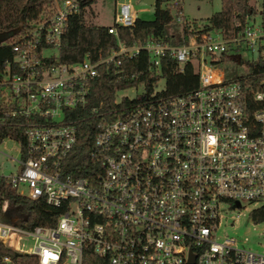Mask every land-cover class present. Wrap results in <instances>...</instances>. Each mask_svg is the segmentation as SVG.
I'll list each match as a JSON object with an SVG mask.
<instances>
[{
	"label": "built area",
	"instance_id": "obj_1",
	"mask_svg": "<svg viewBox=\"0 0 264 264\" xmlns=\"http://www.w3.org/2000/svg\"><path fill=\"white\" fill-rule=\"evenodd\" d=\"M53 5L51 17L0 41L11 53L0 62V243L38 264H82L85 248L106 264H264L263 254L216 237L227 218L222 207L238 210L229 217L236 221L248 206H264V106L248 115L244 76L226 71L236 49L239 62L243 52L252 56L247 61L264 60V20L247 18L227 39L220 30L190 35L183 28L168 41L118 43L97 61L86 55L68 64L59 49L79 0ZM181 5L169 0L163 8L180 22ZM137 18L131 1L119 2L108 32L117 36V27L131 28ZM141 51L157 79L150 91L138 74L119 76L116 108L90 106L96 78L122 74L121 60ZM167 57L179 71L193 66L196 89L157 91ZM86 119L96 134L90 160L78 163L77 126ZM10 191L58 209L55 223L16 225L23 218L9 212Z\"/></svg>",
	"mask_w": 264,
	"mask_h": 264
},
{
	"label": "trees",
	"instance_id": "obj_2",
	"mask_svg": "<svg viewBox=\"0 0 264 264\" xmlns=\"http://www.w3.org/2000/svg\"><path fill=\"white\" fill-rule=\"evenodd\" d=\"M169 0H154V12L151 20L137 18L133 27H117V36L108 31L112 26H97L88 23L86 20L87 10L93 3L86 0H79L80 10L77 14L70 16L68 26L62 36L59 49V58L62 63H76L88 55L92 61L106 57L111 50L118 48V43L131 47L134 44H145L147 40L168 41L165 36L166 27L172 22L171 14L163 8V4ZM201 1V0H198ZM221 9L212 14L207 23L202 27L195 23H185L184 29L191 28L190 35L200 34L213 30H220L224 38L236 36L247 24V18L256 14V10L250 4V0H220ZM54 12L53 0H0V41L8 40L16 31H25L33 25L43 22L52 16ZM264 16V0H261L260 14ZM238 24L239 27H235ZM227 63L234 65H245L249 74L240 78L244 91L241 96L245 112L252 115L255 111L264 106L262 101L255 100V94L264 95V60L258 57L256 60H243L242 56L238 63L239 50ZM7 47H0V62L10 56ZM162 76L165 80L163 94L175 96L188 93L198 86V78L190 64L179 71L175 62L171 59L162 60ZM118 70L122 74L115 75L113 72L102 74L96 78L91 86L90 106L98 108L99 112H105L116 108L114 95L115 87L124 83L119 76L138 74V83H145L148 90L151 84L157 79L151 78L148 72L147 52L141 51L133 59H122ZM234 78V77H233ZM235 78H238L236 75ZM126 103V101H124ZM95 121L83 120L78 123L77 144L73 160L85 163L90 160V153L93 148V139L96 134ZM74 175L85 176L84 172ZM9 212L21 215L23 219L16 222V225L24 229H31L34 226H51L59 215L58 209H49L42 200L29 201L19 197L14 191L8 194ZM250 219L255 223H264V206L255 209L249 214ZM8 258L9 262H5ZM0 264H38L33 256L16 253L0 243ZM82 264H106V260L97 257L90 248L83 250Z\"/></svg>",
	"mask_w": 264,
	"mask_h": 264
},
{
	"label": "rangeland",
	"instance_id": "obj_3",
	"mask_svg": "<svg viewBox=\"0 0 264 264\" xmlns=\"http://www.w3.org/2000/svg\"><path fill=\"white\" fill-rule=\"evenodd\" d=\"M131 1L137 17L143 20H151L153 18L154 6H148L142 0H101L93 3L89 10H87L86 20L88 23L97 26H109L113 24V13L115 9V2ZM181 14L180 22L172 20V22L165 29V36L170 37L172 34L180 35L181 29L184 28L185 23L189 25L195 23L202 27L207 23L208 18L219 12L221 9L220 0H181ZM54 4V0H53ZM250 4L256 10V14L250 17L249 22L252 25H259L261 23L260 4L261 0H250ZM179 37V36H178ZM176 37V38H178ZM252 56L247 52L242 53L243 60L250 59ZM227 77L233 78L236 75H248L249 70L245 65L236 66L232 63L226 65ZM157 91L165 89V80H160L157 84ZM141 90L139 89L138 92ZM261 203L257 206H248L246 210L240 211V216L236 221H231L230 216L238 215V210H231L228 207H222V214H226L227 218L221 221V224L216 232L218 240L228 237L236 240L239 247H243L252 252L264 255V223L255 224L250 219V212L261 207ZM21 249H26V244H22Z\"/></svg>",
	"mask_w": 264,
	"mask_h": 264
},
{
	"label": "water",
	"instance_id": "obj_4",
	"mask_svg": "<svg viewBox=\"0 0 264 264\" xmlns=\"http://www.w3.org/2000/svg\"><path fill=\"white\" fill-rule=\"evenodd\" d=\"M144 4L148 5V6H154V0H142ZM238 62H239V58H237ZM262 86L264 87V83L262 84Z\"/></svg>",
	"mask_w": 264,
	"mask_h": 264
},
{
	"label": "crops",
	"instance_id": "obj_5",
	"mask_svg": "<svg viewBox=\"0 0 264 264\" xmlns=\"http://www.w3.org/2000/svg\"><path fill=\"white\" fill-rule=\"evenodd\" d=\"M118 2H115V8H116V5H117ZM114 13H115V9H114ZM114 13H113V16H114ZM113 25V24H112ZM112 25H109V26H112Z\"/></svg>",
	"mask_w": 264,
	"mask_h": 264
}]
</instances>
